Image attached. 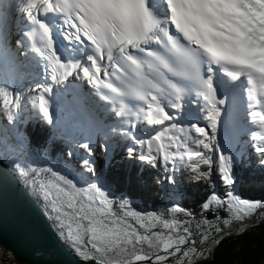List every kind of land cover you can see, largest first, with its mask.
Listing matches in <instances>:
<instances>
[{
	"label": "snow or ice",
	"instance_id": "snow-or-ice-1",
	"mask_svg": "<svg viewBox=\"0 0 264 264\" xmlns=\"http://www.w3.org/2000/svg\"><path fill=\"white\" fill-rule=\"evenodd\" d=\"M18 10L35 27L16 41L17 49H24V38L42 45L33 50L48 62L45 71L49 72L53 82L59 83L79 69L90 83L99 86L100 98L126 125L113 127L110 131L126 137L136 146L127 149L129 158L155 167L159 157L170 171H176L178 166L187 167L196 173L198 180L208 178L217 164L222 181L233 185L234 157L221 151L214 161L211 155L200 150L213 151L216 147L215 133L221 113L218 105L226 103V99L218 95V85L214 82L219 71L232 81L244 78L248 115L251 123L259 128L253 133L257 142L255 151L264 156V0H22ZM48 14L63 17L62 37L67 42L69 54L73 49L82 53L79 60L61 58L55 47L52 27L44 19ZM89 44L92 46L90 51L83 52ZM105 60L107 66L101 63ZM36 88L42 89L36 96L38 107L47 123L52 124L53 114L47 95L52 88L46 84H37ZM105 89L107 91H103ZM193 90L207 101L212 121V135L204 127L191 125L203 137L193 141L196 148L189 147L180 136L166 135L165 131H158L147 140L134 135L136 120H143L148 125L173 120L175 117L165 111L168 105L164 101L168 97L180 101L186 92ZM2 94L5 103L19 106L18 94L11 99L6 91ZM134 101L142 103L129 107ZM170 106L182 107L178 102H172ZM126 117L132 119L125 120ZM171 127L176 128V125ZM82 147L91 155L89 143ZM138 149L145 151L138 152ZM82 163L88 171L94 170L90 160L85 159ZM260 163L264 165V159ZM201 165H207L208 171H201ZM16 168L20 176L29 175L24 167L17 165ZM31 171L35 173L36 170ZM47 172L52 179L38 187L48 201L47 207L55 213L60 236L84 261L134 264L151 259V256L136 251L137 246L145 242L149 248L162 247L168 255L181 253V246L190 242L192 233L188 227H183L185 222L138 211H124L120 215L114 210L106 186L81 187L50 168ZM169 180L172 182L171 177ZM226 195L228 207L235 211L237 219L264 209L262 201L242 199L231 190ZM213 199H216L215 195ZM128 207L126 202H121V208ZM203 207L207 209L210 205L205 203ZM175 210L180 209L176 206ZM49 218L53 217L49 215ZM129 218L135 223H130ZM157 225L168 232L152 231ZM139 229H144L146 234H141ZM181 229L183 234H180ZM207 240L208 236L202 237V242ZM215 242L219 243V240ZM190 243L195 245L196 241ZM88 248L95 254L87 251ZM129 248L132 249L131 258L123 259L129 254ZM109 254L122 258L116 259ZM181 254L189 258L191 264L192 257L202 256L203 252L189 247ZM167 258L156 255V264Z\"/></svg>",
	"mask_w": 264,
	"mask_h": 264
},
{
	"label": "trees",
	"instance_id": "trees-1",
	"mask_svg": "<svg viewBox=\"0 0 264 264\" xmlns=\"http://www.w3.org/2000/svg\"><path fill=\"white\" fill-rule=\"evenodd\" d=\"M26 116L30 120L27 121ZM12 132L14 141L25 146L24 151H18V161L21 167L29 171L32 185L38 187L40 183L52 179L51 174L47 172L49 168L71 180H78V177L88 181L98 178L101 185L109 189L114 210L120 215L123 214L120 205L125 199L139 200L144 208L150 209V213L157 214L162 200H167V194L171 189H175L174 192L179 193L178 204H169L161 216L168 217V220L185 222L183 227H188L192 233L189 240H195L197 246L207 243L197 250L198 253L203 252V255H195L191 264H264V209L258 214L254 212L237 219L235 211L230 210L226 202V194L231 185L222 181L217 164H214L208 178L198 180L196 173L187 167L178 166L176 171H170L159 159L155 167L138 159L133 161L128 156V148L108 153L102 138L98 137L90 144L88 131L83 134L78 131L71 135L66 127L53 130L38 117L37 105L34 102L23 104ZM254 132H247L238 141L240 158L238 163L232 166V176L234 184H238V196L264 202V165L260 163L264 156L255 151L254 145L257 142L253 139ZM84 143L91 145V155L82 147ZM207 153L210 155V151ZM218 153L215 147L212 156L214 161ZM38 154H45L47 159L29 168L30 159ZM85 159L91 161L93 171L85 168L82 163ZM43 166L44 169L38 170ZM32 169L36 170L35 173ZM200 170L206 172L208 166L201 165ZM214 195L216 199H213ZM32 197L54 229L55 214L41 207L43 204L39 197L33 194ZM216 200L225 203L219 204ZM205 203L210 207L205 209ZM176 206L180 210H175ZM49 215L53 218L50 219ZM217 229L221 231L218 232ZM180 234H183L182 229ZM203 236H208V240L202 242ZM216 240H219V243H216ZM59 241L77 256L65 241ZM187 248L186 244L182 245L181 253ZM181 253L169 264H178ZM184 264H189V261Z\"/></svg>",
	"mask_w": 264,
	"mask_h": 264
},
{
	"label": "water",
	"instance_id": "water-1",
	"mask_svg": "<svg viewBox=\"0 0 264 264\" xmlns=\"http://www.w3.org/2000/svg\"><path fill=\"white\" fill-rule=\"evenodd\" d=\"M0 247L24 264H96L77 258L62 245L30 190L1 154Z\"/></svg>",
	"mask_w": 264,
	"mask_h": 264
},
{
	"label": "rangeland",
	"instance_id": "rangeland-1",
	"mask_svg": "<svg viewBox=\"0 0 264 264\" xmlns=\"http://www.w3.org/2000/svg\"><path fill=\"white\" fill-rule=\"evenodd\" d=\"M77 79L80 82L79 75L77 76ZM76 86H77V84H76ZM77 87H79V86H77ZM25 101H26L25 97H19L18 98V105L19 106L18 107H14L13 106L12 108H9L8 112H13V113L16 114L18 112L21 104L24 103ZM0 112H2V111H0ZM8 112H5V113L2 112V116L5 115L4 117L6 118V115H7ZM247 113H249V110L247 111ZM65 117H67V116L65 115ZM76 117L81 118V115L79 114ZM209 117H210V115H207V113H203V116H201L202 123L200 125H198V126L204 127L206 130L209 131V134L212 135V133H211L212 121H211V119ZM13 121H14V118H13ZM244 121L247 123V126H245V127L249 126V127H253V128H256V129L259 130L257 125H254L253 123L250 122V117L249 116H246ZM55 122L57 123L58 121L55 120ZM8 123H9V120H6V119H2L1 120V124L4 127V129H5V127H8ZM12 128H13V126L10 127V128H6V130L11 131ZM143 130H145V129H143ZM242 131H243V128H240L238 130V133H241ZM95 132H96V130H93V133H95ZM110 133H111L110 128H108L106 130V134L107 135L105 136V140L107 141L106 143H108L107 146L113 147L112 144H110ZM165 133H166V135H169V133L167 134V131H165ZM144 135H146V133H144ZM116 137L121 138L123 140H121V143H119L118 145L114 146V148L122 150L125 147H133V142L131 140L128 139L126 141V138H123L122 136H117L116 135ZM197 138L203 139V137H200V135L198 133L197 134L195 132H194V134H189L188 133L187 137H185V141L187 140L186 142H187L189 147L196 148L197 146L193 143V141L195 139H197ZM236 139L237 138H235L231 142L227 143V149H226L227 152L225 153V154H228V155H231V156L234 157L233 164L238 163V160L240 158V153L239 152L235 153V147L238 144ZM8 146H9V141L6 142V143H3V140L0 141V154L7 156L9 159L12 156H14V152L18 153V151L22 152V151L25 150V146L24 145H20L16 141H14L12 143V147L11 148H9ZM155 147H156V144L154 142L153 143V149H155ZM200 150H203V151L206 152V150H204L202 148ZM116 151H118V150H116ZM46 159H47V156L45 154H38L37 156L32 157L30 159V162H29V168L37 165L41 161L43 162ZM132 160L133 161H137L136 158H134V157L132 158ZM17 165H20L18 160L13 164V171H14L15 175H17L16 177H18L20 182H22V184L26 188H28L30 190L31 194L36 195L37 197H39V199H41V202L43 204V206H41V207L43 209L49 210L51 212L50 208L47 207L48 201H46L44 199L43 193L40 191L39 187L32 185L31 178H30L29 175L27 177L20 176L19 173H18V170L16 168ZM44 168H45V166L38 168V170L44 169ZM67 169L69 170V168H67ZM73 181H75L78 184V186H81V187L88 186V185H91V184H99V185H101V182L99 181L98 178L88 181L87 179L78 177V180L76 178H74ZM174 190L175 189H171L170 192L167 194V200L165 198L162 200V206L158 207L157 214L150 213V209L149 208H144L142 206V204L139 202V200H133V199H125L123 202H126L129 207L128 208H121V209H122L123 212L124 211H138V212H140L142 214H146L148 216H159V217L163 218L161 215H162L163 211L166 210V208L169 206V204H171V206H174L175 203L178 204L179 193L174 192ZM230 190L233 193L235 192L234 184L230 186ZM237 190H239L238 187H237ZM44 205H45V207H44ZM120 207H121V205H120ZM259 212H261V209L260 210L257 209L255 211V214H258ZM163 219H168V217H166V218L164 217ZM129 222L130 223H135V221L133 219H131V218H129ZM54 230H55L58 238L61 239L62 241H65L68 244V246L75 252V254L77 255L76 257L81 259V260H83L76 253V251L71 246V244L68 241H66L63 237L60 236L59 229L57 227V222H56V225L54 227ZM139 231L141 232V234H146L144 232V229H139ZM152 231L165 232V233L168 232V230L164 229L161 225H157V227L153 228ZM206 245H207V243H204V244L200 245V248L203 247V246H206ZM189 247H194V246L189 245L188 248ZM87 251L92 252L93 254H95L94 250H92L91 248H88ZM136 251H137V253H143V254H147V255L151 256L150 260L134 262V263H137V264H156V261H155V256L156 255H166V256H168V258L165 261H161V262H159V264H169V262L172 259H174L177 255H179V253H177L176 255H168V253H165L162 250V247L161 248H155V247L149 248L146 242L143 245H138ZM169 251H171V250H169ZM131 252H132V249L129 248V254L126 255L125 257H123V259H130L131 258V255H130ZM109 255L112 256L113 258H116V259H121L122 258V257L115 256V254H109ZM181 261L184 264L187 261H189V258L184 257L183 255H181L180 256V260L177 261V263L181 264ZM0 264H24V263L16 260L7 251H5L3 248L0 247Z\"/></svg>",
	"mask_w": 264,
	"mask_h": 264
},
{
	"label": "bare ground",
	"instance_id": "bare-ground-1",
	"mask_svg": "<svg viewBox=\"0 0 264 264\" xmlns=\"http://www.w3.org/2000/svg\"><path fill=\"white\" fill-rule=\"evenodd\" d=\"M0 52L2 51V48H4V54L0 53V61H4L5 59H8V62L4 65L2 62L0 63V92L3 93L5 91H8L11 89V84L14 85L15 89H18L20 86L19 79L20 74L22 73V61L23 59H20L19 62H15L13 59L12 49H16V46L12 43V40L18 37V33L16 32L17 26H20V24L23 22L24 17L16 15L14 12L9 13L7 9L0 7ZM83 81V91H85L87 94H89L87 89V85L85 84L84 79H80V81ZM220 86L222 87V90L226 91L228 93L227 95L230 96L229 104L231 106V112L230 116L234 118V120L231 121L232 123V129H235L236 125H241L243 123V119H245V116H247L246 111L248 110V100H246V97H244V93L236 92L235 89L232 86L228 87V84H224L221 80L219 82ZM227 85V86H226ZM224 91L218 90V95L221 96ZM222 97V96H221ZM224 97V96H223ZM70 96L68 94H65L61 100L63 102H69ZM67 99V100H65ZM197 100V98L195 99ZM182 105V108L184 110H188V104L181 103L180 101H176ZM191 106H196L195 103H192ZM204 105H199L195 108H192L191 111L194 113L197 111V114L193 115V118L188 123H185L181 120V118H178V120L169 122V120L164 121L163 124H157V125H149V128L146 129L145 122L139 123L137 125V128L135 130V135H139L143 129L145 130H161L163 127L176 125V128H169V135L174 136H180L182 139L185 140V137H187L189 134H194L195 130L191 127L192 124L200 125L202 123V120L200 118V114L198 113V110L203 108L202 112L207 113V115H210L209 108L210 106L207 103V106L202 107ZM224 105H218V107L223 108ZM171 111L175 113H179L178 109L171 107ZM183 111V110H182ZM175 119V118H174ZM151 126V127H150ZM189 126V128H188ZM183 129V132H180L179 129ZM196 133V132H195ZM197 134V133H196ZM110 139H113V143H121V138L116 137L115 134L112 132L110 133ZM187 141V140H186ZM112 142H110L111 144ZM2 158L5 160L6 163L10 165L11 168H13V162L5 155H2Z\"/></svg>",
	"mask_w": 264,
	"mask_h": 264
}]
</instances>
